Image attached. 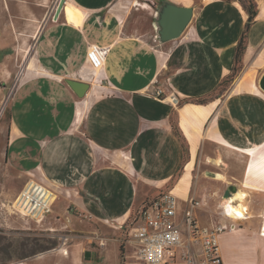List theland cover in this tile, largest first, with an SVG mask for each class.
Instances as JSON below:
<instances>
[{
    "label": "crops",
    "instance_id": "obj_1",
    "mask_svg": "<svg viewBox=\"0 0 264 264\" xmlns=\"http://www.w3.org/2000/svg\"><path fill=\"white\" fill-rule=\"evenodd\" d=\"M168 1L193 9L181 35L166 41L153 24L161 0H65L56 20L57 0L23 9L14 21L0 7V66L15 56L23 67L4 123L0 207L12 211L30 178L54 193L47 216L78 214L85 230L97 224L116 232L144 201L168 190L183 229L194 195L207 203L194 212L198 223L225 227L218 235L223 264H264V169L248 175L245 152H264V0H254L242 68L228 89L180 105L170 93L209 96L231 71L247 14L236 0ZM93 46L106 50L98 64L88 57ZM67 77L89 82L83 97ZM230 185L248 193L230 202L245 207L242 218L220 213Z\"/></svg>",
    "mask_w": 264,
    "mask_h": 264
},
{
    "label": "built area",
    "instance_id": "obj_2",
    "mask_svg": "<svg viewBox=\"0 0 264 264\" xmlns=\"http://www.w3.org/2000/svg\"><path fill=\"white\" fill-rule=\"evenodd\" d=\"M105 52L93 46L88 57L98 64ZM161 93L162 90L157 89L155 95L160 96ZM169 95L170 100L178 104V97L171 93ZM53 201L54 193L51 190L29 178L14 198L11 208L22 217L40 223L51 211ZM203 206H207L204 199L194 195L187 198L181 229L176 224V197L168 190L162 192L136 211L127 226L123 242L134 251V258L141 264H223L218 235L225 231V227L220 224L210 228L201 226L194 212ZM218 207L220 213L230 217L222 200ZM262 229L260 233L264 236V226ZM104 243L100 238L99 245L103 246ZM195 244L199 245L198 249Z\"/></svg>",
    "mask_w": 264,
    "mask_h": 264
},
{
    "label": "rangeland",
    "instance_id": "obj_3",
    "mask_svg": "<svg viewBox=\"0 0 264 264\" xmlns=\"http://www.w3.org/2000/svg\"><path fill=\"white\" fill-rule=\"evenodd\" d=\"M46 1L0 0V7L9 10V17H13L14 21L25 12L22 11L23 9L28 10L34 4ZM140 1L147 2V0ZM138 26L142 25L138 24ZM10 58L12 62L0 66V152L3 150L5 140L6 118L3 112L8 107L11 92L23 70L19 63L13 62L15 56ZM1 166L0 163V168ZM14 182L13 180L12 183ZM76 216L77 218L68 220L50 215L40 223H36L13 210L0 207V264H141L137 259L128 257L129 247L124 242L123 262H120L119 245L124 239L125 230L119 228L115 232L111 228L105 229L97 224L85 230V226L80 221L85 218L79 217L78 214ZM100 238L106 242L104 247L99 245ZM52 240L57 242L54 248L27 256L31 254L33 244L38 242L43 246ZM59 247L65 248L64 251L67 253L63 250L57 251Z\"/></svg>",
    "mask_w": 264,
    "mask_h": 264
},
{
    "label": "water",
    "instance_id": "obj_4",
    "mask_svg": "<svg viewBox=\"0 0 264 264\" xmlns=\"http://www.w3.org/2000/svg\"><path fill=\"white\" fill-rule=\"evenodd\" d=\"M65 0H57L52 19L56 20L63 8ZM192 6L178 5L168 0H161L154 14L153 24L156 28V36L159 41L174 39L181 35L192 17ZM66 84L77 97H83L90 84L89 82L65 78ZM259 86L264 90V73L259 80ZM236 191L234 185H230L223 193V198L230 197Z\"/></svg>",
    "mask_w": 264,
    "mask_h": 264
},
{
    "label": "trees",
    "instance_id": "obj_5",
    "mask_svg": "<svg viewBox=\"0 0 264 264\" xmlns=\"http://www.w3.org/2000/svg\"><path fill=\"white\" fill-rule=\"evenodd\" d=\"M236 1H238L241 4V6L243 7V9L245 10V12L247 14V18H246V22H245V25H244L243 33H242V35H241V37L238 40L237 45H236V49H235V53H234V64H233V67H232L231 71L226 76H224L222 78V80L218 83L216 88L213 90L212 94H210L209 96L194 97V98H189L187 100H180L179 99L177 105H180L183 101H188V102H192V103H200V104H202V103L207 102L210 99H215V98L221 96L228 89V87L230 86L232 81L235 79V77L241 71V68H242L241 57H242V54H243V51H244V48H245V44H244L245 40H244V38H245V34L247 32V29H248L249 25L253 22L256 14H257V5H256L254 0H236ZM3 113L5 115V118L7 119L9 117V113L7 111V107L4 109ZM172 129H173L174 133L182 140L184 151L186 152V144H185L184 138L181 136L180 131H179V129H178V127H177V125H176L174 120H172ZM150 200L144 201L142 203L141 207H143L144 205L148 204V202ZM140 208H138V209H140ZM136 211H134L130 215L128 220L121 226V228L123 230L126 231L127 226L132 221V219L135 217ZM56 245H57V242L55 240L50 241L46 245L43 244V246H41L37 242L36 244H33V248H31L32 252H31V254H28L27 256L29 257V256H32V255H35V254H37L39 252L46 251L47 249H50L52 247L54 248ZM123 246H124V243H123V241H121L120 245H119V248H120V262H123L122 261L123 260V256H122V250H123L122 247ZM27 256L25 255V257H27Z\"/></svg>",
    "mask_w": 264,
    "mask_h": 264
},
{
    "label": "bare ground",
    "instance_id": "obj_6",
    "mask_svg": "<svg viewBox=\"0 0 264 264\" xmlns=\"http://www.w3.org/2000/svg\"><path fill=\"white\" fill-rule=\"evenodd\" d=\"M263 147H264V145H263ZM260 149L261 148H252V149H247L245 151L247 155L251 156V160H250V162L247 165V174L248 175H253L254 177L255 176L258 177L256 175L257 172L259 173V171H262L264 169V152L259 154L258 151ZM261 176H264V175H261ZM253 179H256V178H253ZM247 181H248V179H247ZM247 196H248V193L246 191H244L242 189H239V190H236L230 197H228V198H226L224 200L223 206L225 207V209L228 212V215L230 217H232V218H242L245 215V212H244L245 211V207L243 208V205L241 203L238 206H234L230 202L232 200L242 201ZM64 249L65 248L59 247V248H57V251L63 250L64 253H67V251H64Z\"/></svg>",
    "mask_w": 264,
    "mask_h": 264
},
{
    "label": "flooded vegetation",
    "instance_id": "obj_7",
    "mask_svg": "<svg viewBox=\"0 0 264 264\" xmlns=\"http://www.w3.org/2000/svg\"><path fill=\"white\" fill-rule=\"evenodd\" d=\"M87 254V253H86ZM85 256V255H84Z\"/></svg>",
    "mask_w": 264,
    "mask_h": 264
}]
</instances>
